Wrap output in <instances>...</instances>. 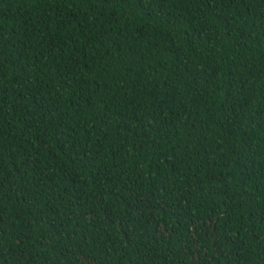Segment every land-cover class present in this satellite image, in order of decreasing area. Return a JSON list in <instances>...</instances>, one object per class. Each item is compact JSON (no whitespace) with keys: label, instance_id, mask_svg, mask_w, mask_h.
Wrapping results in <instances>:
<instances>
[{"label":"trees","instance_id":"trees-1","mask_svg":"<svg viewBox=\"0 0 264 264\" xmlns=\"http://www.w3.org/2000/svg\"><path fill=\"white\" fill-rule=\"evenodd\" d=\"M0 264H264V0H0Z\"/></svg>","mask_w":264,"mask_h":264}]
</instances>
